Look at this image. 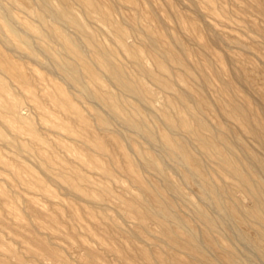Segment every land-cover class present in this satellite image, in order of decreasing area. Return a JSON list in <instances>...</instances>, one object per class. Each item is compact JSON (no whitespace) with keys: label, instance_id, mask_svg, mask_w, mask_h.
Wrapping results in <instances>:
<instances>
[{"label":"rangeland","instance_id":"374dc122","mask_svg":"<svg viewBox=\"0 0 264 264\" xmlns=\"http://www.w3.org/2000/svg\"><path fill=\"white\" fill-rule=\"evenodd\" d=\"M50 4L81 26L41 0H0V264H264L232 171L264 203V0ZM178 115L214 148L169 126ZM165 202L180 225L150 211Z\"/></svg>","mask_w":264,"mask_h":264},{"label":"bare ground","instance_id":"6f19581e","mask_svg":"<svg viewBox=\"0 0 264 264\" xmlns=\"http://www.w3.org/2000/svg\"><path fill=\"white\" fill-rule=\"evenodd\" d=\"M50 1L51 0H41V5L43 7V11L51 14L50 16H53L54 18H59V17L62 16L61 14H64L71 21H73L75 24L80 25L78 19L74 15L68 13V12H70V9L67 6H63L61 10H58L56 7H53L50 4ZM5 26H6V29H8L11 33H14V29H12V26L10 27V25H8L7 23H5ZM65 38L71 44L75 45V43L71 39H68L67 37H65ZM97 52L100 55L101 60L106 63V65L109 68V71L112 74V76L118 81V83L121 85V87L123 89L128 90V91H132V92H136V93L140 92V89H139L138 85H132L131 83L125 81L122 78V76H121L120 72L118 71V69L110 61V59L108 57V54H107V52L105 50L98 49ZM60 67L71 78H73L74 80L78 79L77 75L75 74V69H74V67L72 65L67 64V63H62L60 65ZM105 99L107 100V102H108V104H109L111 109H113L115 111L119 110L118 107H117V102L115 100V97L112 94H110L108 92H105ZM191 114H192V112H191ZM196 114H198V113H196ZM131 122L136 127L142 128V122L140 120H132ZM167 123L171 127H185V128H187L190 132H192L196 136L198 142L204 148H206V149H213L214 148L215 138H209V137H207V136H205L203 134H200V132H199L200 127L203 126L202 123L198 122L197 123L198 124L197 127H191L189 122L184 117H182L181 115L173 116V117L167 116ZM151 134H153V133L151 132ZM165 134H167V133H165ZM165 134H163V135H165ZM164 140H165V138H164ZM165 141H167L170 144L174 145L179 150L183 151L184 149H186V145L178 143L177 141L172 140V138H167ZM166 148H168V147H166ZM174 150H176V149L174 148ZM223 160L225 161V158ZM146 162L149 165L156 166V160L153 159V158L148 157ZM232 171L238 176L239 185H241L242 187H245L251 193V195L253 196V204L251 205V209L248 210V215H250L251 217L255 218L259 222L260 228L257 230V235H258V237L260 239H264V203L262 202L261 194H260V192L257 189L251 188L248 185L246 178L242 174H240L237 171V169H235L233 167ZM223 191L227 192V189L224 188ZM220 194H222V193L220 192ZM217 199H219V197H217ZM165 207L166 208L169 207L167 202H165L163 206L161 205L159 207V209H156V210L154 209V211L153 210H150V211H152L153 213H158L160 215L171 216L173 218V220H174V223H176V225H180L182 223L181 217H177L176 215L172 214L171 211H170L171 213L170 212L167 213L166 210L164 209ZM163 211H164V213H163ZM195 212L199 216V218H201L206 223V230L207 231L214 229V227L216 226L215 217H213L209 212H207V211H205V210H203V209H201V208H199L197 206L195 207ZM260 214H262V216ZM188 232L190 233V236H192V237L194 236V233H193V231L191 229H189ZM226 256H227L226 258H227L228 264H249L247 261L236 259V258L232 257L229 254L226 255ZM249 259H250V257H249Z\"/></svg>","mask_w":264,"mask_h":264}]
</instances>
